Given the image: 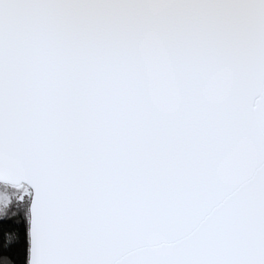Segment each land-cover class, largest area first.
I'll list each match as a JSON object with an SVG mask.
<instances>
[{"label": "snow or ice", "instance_id": "6c2138e0", "mask_svg": "<svg viewBox=\"0 0 264 264\" xmlns=\"http://www.w3.org/2000/svg\"><path fill=\"white\" fill-rule=\"evenodd\" d=\"M0 264H264V0H0Z\"/></svg>", "mask_w": 264, "mask_h": 264}]
</instances>
